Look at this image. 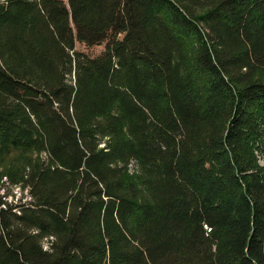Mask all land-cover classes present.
I'll return each instance as SVG.
<instances>
[{
	"label": "trees",
	"instance_id": "obj_1",
	"mask_svg": "<svg viewBox=\"0 0 264 264\" xmlns=\"http://www.w3.org/2000/svg\"><path fill=\"white\" fill-rule=\"evenodd\" d=\"M15 152L0 264H264V0H0Z\"/></svg>",
	"mask_w": 264,
	"mask_h": 264
},
{
	"label": "rangeland",
	"instance_id": "obj_2",
	"mask_svg": "<svg viewBox=\"0 0 264 264\" xmlns=\"http://www.w3.org/2000/svg\"><path fill=\"white\" fill-rule=\"evenodd\" d=\"M104 44L102 45H95V46H87L84 43L78 42L77 43V49L80 51H84L88 53L91 56H96L100 54L104 50ZM19 155H21L20 152H15L10 158H7L5 162L0 165V170H2L7 163L12 159H16ZM12 194L10 195L9 199L10 201L16 202L18 200L24 199L30 201L31 196L27 189L23 190L20 187H13L11 188Z\"/></svg>",
	"mask_w": 264,
	"mask_h": 264
}]
</instances>
